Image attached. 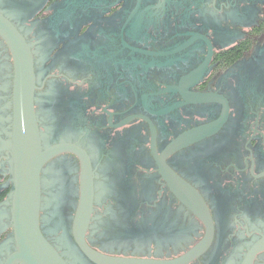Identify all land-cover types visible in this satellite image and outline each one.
Returning a JSON list of instances; mask_svg holds the SVG:
<instances>
[{"label":"flooded vegetation","instance_id":"obj_1","mask_svg":"<svg viewBox=\"0 0 264 264\" xmlns=\"http://www.w3.org/2000/svg\"><path fill=\"white\" fill-rule=\"evenodd\" d=\"M10 25L47 156L39 227L68 264H264V0H0ZM10 41L0 32V264H26L16 214L34 168L15 149Z\"/></svg>","mask_w":264,"mask_h":264},{"label":"water","instance_id":"obj_2","mask_svg":"<svg viewBox=\"0 0 264 264\" xmlns=\"http://www.w3.org/2000/svg\"><path fill=\"white\" fill-rule=\"evenodd\" d=\"M0 32L11 40V45L15 50L18 71L17 90L23 95L22 101L19 100L21 102H18L16 107L15 149L17 150V144L23 141V168L26 171L32 164L34 168V183L31 182V189L28 194V184L24 183V199L18 215L16 214V225L21 247L20 259L26 264H68L44 237L39 227L38 171L47 156L40 151L38 131L34 120L31 99L34 86L33 59L22 36L13 26L10 25L6 28L0 26ZM32 142L35 144L34 147ZM27 149H30L29 153L33 151V155L29 156V153H26ZM30 159L31 161H29ZM26 195H30V199H27ZM19 196H21L20 190L16 195V200H19ZM97 257L120 264H148L145 260L117 259L101 254H97ZM150 263L151 261H149Z\"/></svg>","mask_w":264,"mask_h":264}]
</instances>
